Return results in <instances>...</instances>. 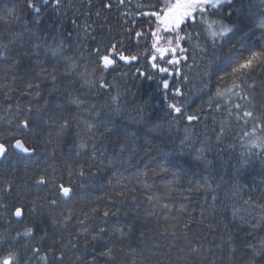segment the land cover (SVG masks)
<instances>
[{
    "label": "trees",
    "instance_id": "1",
    "mask_svg": "<svg viewBox=\"0 0 264 264\" xmlns=\"http://www.w3.org/2000/svg\"><path fill=\"white\" fill-rule=\"evenodd\" d=\"M32 2L41 13L29 8L28 0H0V15L14 10L18 17L0 30V51L6 54L0 59V134L15 132V138L24 139L25 130L17 124L25 115L41 123V117L59 112L72 129L70 136L38 130L30 136L37 145L35 157L10 148L8 160L0 161V175L7 172L16 184L13 201L39 209L26 222L42 231L34 230L35 239L25 242L21 254L28 259V249H41L30 264H264V150L251 144L264 136V67H256L243 84L237 79L234 85L231 77L209 78L211 40L205 43L206 32L200 36L186 28L191 38L181 32L179 46L173 43L176 52L185 49L179 63L169 67L157 57L169 72L152 68L155 17L141 13L151 12L155 0H111L112 9L100 16V0H61L55 10L53 0ZM237 7L232 19L243 21L258 16L264 0H242ZM241 37L256 45L253 51L264 45L255 26L242 23L236 39ZM97 48L117 63L107 71L101 64L91 84L52 55V49H63L67 56L95 58ZM120 55L138 59L121 61ZM177 102L184 111L179 121L169 108ZM236 103L253 117H243L244 109L238 113ZM29 107L31 112L18 111ZM41 176L71 187V199L62 198L50 210L56 188L37 184ZM93 207L100 210L94 218L78 223L84 213L92 216ZM104 210L116 214L104 218ZM8 219L7 214L0 219V230L23 231ZM101 226L106 232L93 240ZM109 248L112 255H100Z\"/></svg>",
    "mask_w": 264,
    "mask_h": 264
},
{
    "label": "snow or ice",
    "instance_id": "2",
    "mask_svg": "<svg viewBox=\"0 0 264 264\" xmlns=\"http://www.w3.org/2000/svg\"><path fill=\"white\" fill-rule=\"evenodd\" d=\"M44 5H48L50 0H42ZM61 0H53L54 10L59 8ZM101 8L96 12L97 16H100L103 10L110 11L113 7L111 0L106 3L105 0H100ZM118 4L125 3V0H117ZM242 6V0H163V5L161 6V0H155L154 4H151L153 9L151 12H143V16L155 17L156 27L150 32V38L152 39L150 52V60L152 63V68L158 69L161 73H168L169 69L159 66L157 57L160 61L166 64H176L179 63L175 59L176 48L173 47V43L179 46L180 40L184 37L180 36L181 32H185L186 28H192L193 30H198L197 34L204 36L205 32L207 37L205 38V43L207 40H211L209 47L212 50V59L205 70V74L212 77L214 74L219 81H226L227 77L233 78V84L237 79L240 80L241 84L245 80L250 79L255 73L256 67H264V45L259 47V50L253 51L252 49L256 45H248L246 41L241 37L237 40L236 37L240 33L242 23L248 26H255L258 28L262 35H264V9H261L259 15L251 14L246 19L241 21L239 16L236 19H232L233 12L239 11L237 5ZM28 7L35 11L37 14L41 13L42 9L34 4L32 0H28ZM159 9V10H156ZM222 13H227V16H223ZM215 17V19H213ZM18 17L15 15V11L9 12L6 16L0 15V30H8L10 26L16 23ZM227 20V22H225ZM39 23V16L36 20ZM75 23V22H74ZM151 29V25L149 26ZM163 33L164 35H161ZM35 35V34H34ZM136 37L142 35L141 32L137 31L134 33ZM186 36L190 37V34L185 32ZM161 40H166V45L160 43ZM113 48L116 46L113 45ZM203 50V49H202ZM97 56L94 58L91 53L87 56L83 53H77L75 56H67L64 54L63 49H52L53 56H59L61 59L67 61L66 70L72 72L76 76L80 77L85 84L93 83L90 77H95L96 70L101 68L102 71H107L113 65L117 63L115 57L109 58L108 55H99L100 49H95ZM185 49H181L184 52ZM171 52L172 57H167V54ZM245 52L247 55H245ZM5 53L0 51V59L5 58ZM119 59L121 61L125 60H137L138 57L133 55L131 57H126L125 55H120ZM89 61H93L92 68L93 71L89 73ZM143 75V74H142ZM147 79H153L151 75L146 76ZM53 82L55 81V75L52 76ZM29 89L33 88L34 85L29 83L27 86ZM39 87V85H35ZM100 87H104V83L100 84ZM164 89L169 88V83L167 79L163 80ZM24 94H28L24 92ZM218 96H222L223 93L217 88ZM36 95H39L37 92ZM180 102L173 103L169 105V108L175 113V119L179 121L184 117V111ZM79 108V105L77 106ZM235 109L239 113L243 110V117L251 118L253 117V112L246 110L245 106L239 103L234 105ZM219 110V109H217ZM20 112H31L32 108L28 109H18ZM38 112L45 111L43 108H37ZM232 112L229 110V115ZM41 123H34L30 117L25 115V118L21 123L17 124V128H23L25 130V138L18 139L15 138V132L8 134L7 136L0 134V161H7L10 153L9 149H14L26 157H35L37 155V145L31 143L30 136L36 135L37 131L43 133L48 129H54L57 135L65 134L71 135V121L68 119L67 115L63 112L48 115L47 119L41 117ZM189 120L193 117L189 116ZM12 121H9L11 124ZM247 123V120H245ZM43 125V126H42ZM93 124H88V131L91 132ZM65 130H68L65 132ZM255 131V125L253 127ZM264 131V129H262ZM52 135V132L48 133ZM14 140V142H13ZM259 141V145L257 144ZM51 142V141H49ZM253 147L260 146L264 150V136L256 137L251 141ZM84 143L80 144L83 148ZM79 175L83 177L84 172H80ZM39 185L51 184L56 188L55 198L50 197L48 201V207L50 210L55 211L57 205L61 202H67L71 199L72 189L71 187L65 186L64 184H56L55 180L46 181L44 176H41L39 180L36 181ZM16 191L15 181L9 178L7 172L0 175V219H3L5 214L9 217L8 224L20 225L23 231H15L13 234L12 228L9 227L7 230H0V264H30L31 258L38 256L41 249L31 248L28 249L32 253V257L28 259L21 254L20 249L25 247V242L29 239H35L34 230L36 232L42 231L40 225H32L27 223V217L32 215H39V209L37 207H28L19 202H14L12 199L13 193ZM167 207V205H165ZM100 210L93 207L91 209L92 216L88 213H84V218L78 220V223L84 224L85 221L94 218ZM116 213L110 210H104L102 216L108 218ZM14 217L15 219H11ZM120 235L123 237L125 235L124 229L118 230ZM133 231V226H129L128 234L130 235ZM106 232V228L101 226L97 235L92 236L93 240L100 238L101 234ZM113 249L109 248L107 251H101L100 255L110 256L112 255ZM41 260L46 259V257L41 256Z\"/></svg>",
    "mask_w": 264,
    "mask_h": 264
},
{
    "label": "rangeland",
    "instance_id": "3",
    "mask_svg": "<svg viewBox=\"0 0 264 264\" xmlns=\"http://www.w3.org/2000/svg\"><path fill=\"white\" fill-rule=\"evenodd\" d=\"M213 19H215V17H213ZM176 54L184 55V52H181V51L179 50L178 52H176Z\"/></svg>",
    "mask_w": 264,
    "mask_h": 264
},
{
    "label": "flooded vegetation",
    "instance_id": "4",
    "mask_svg": "<svg viewBox=\"0 0 264 264\" xmlns=\"http://www.w3.org/2000/svg\"><path fill=\"white\" fill-rule=\"evenodd\" d=\"M162 1V0H161ZM175 58L177 59V60H179L180 61V56H178V55H175ZM170 65V64H169Z\"/></svg>",
    "mask_w": 264,
    "mask_h": 264
}]
</instances>
